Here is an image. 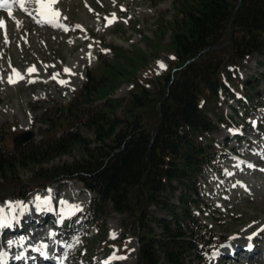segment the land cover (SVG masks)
<instances>
[{"label":"trees","instance_id":"1","mask_svg":"<svg viewBox=\"0 0 264 264\" xmlns=\"http://www.w3.org/2000/svg\"><path fill=\"white\" fill-rule=\"evenodd\" d=\"M181 3L182 19L174 16L177 25L169 45L176 70L158 74L152 89L141 76L133 80L126 99L109 98L95 104L93 95L104 90V81L118 73L119 64L134 61L115 51L111 60H101L88 71L86 83L69 103L48 110L42 141L14 147L0 131V179L6 180H0L1 195L20 188V178L12 177L19 168L42 164L75 146L85 147L79 159L34 171L30 182L79 178L96 193L90 219L104 217L109 205L131 218L143 264H199L202 242L188 228L193 220L188 205L194 201L191 193L197 192L203 165L213 161L217 150L209 137L215 124L207 111L217 108L223 117L222 97L232 95L224 79L233 78L229 64L237 65L255 52L264 58V0ZM244 82L247 86L251 80ZM81 127L91 130L94 138H84ZM173 182L185 190L178 195V205L168 198L175 188ZM150 205L171 217H153L160 234L148 225Z\"/></svg>","mask_w":264,"mask_h":264},{"label":"rangeland","instance_id":"2","mask_svg":"<svg viewBox=\"0 0 264 264\" xmlns=\"http://www.w3.org/2000/svg\"><path fill=\"white\" fill-rule=\"evenodd\" d=\"M181 1L58 0L56 9L60 12L59 23L65 27L51 26L48 23L37 24L26 12L20 13V26L17 19L7 20L8 35H4L0 28V131H9L15 125L18 131L33 130L38 140L42 137L40 131L46 125L43 121L45 114L48 110L51 111L54 105H64L70 101L73 91L84 83L88 68L95 66L100 58L101 51L95 39L91 38V34L102 38L104 44L111 47L113 52H122L123 55L128 58L133 57L134 60L130 62L126 60L119 64L118 73L111 75L109 82L104 81L107 83L104 84V90H96L93 95L95 104L102 102L103 99L115 97L126 99L133 80L137 81V78L143 76L149 69L164 70L175 57L169 45H171L174 25H177L174 16L177 15L178 19H182L183 11L180 10L184 3ZM30 6H33V0ZM111 53V51H103L104 57H111ZM161 63L164 67H161ZM34 66L35 71L29 73L28 69ZM65 68L70 69V73H66ZM13 69L19 70L23 79L9 83L8 77L13 75ZM227 69L237 71L243 78L263 72L257 82H252V88L257 92L256 97L249 101L250 106L254 105L253 109L248 108L242 99L227 98L224 104L225 113L234 121L243 126V122L249 121L255 126L254 120L264 117V58L259 53H253L238 65L229 64ZM56 73H59V76L53 79ZM59 80H64L66 83L61 84ZM235 82L236 95L244 97L241 87L237 84L238 81ZM147 85L153 88L155 82L149 78ZM120 109L118 107L116 109L118 114ZM215 113H209L218 122V127L211 136L220 145H226L227 153L237 149L238 154L244 155L258 165L259 154L262 151L260 149L257 152V147L259 143H264V134L255 132L250 136L242 132L237 135L228 126L221 124ZM81 131L84 138H94L92 131L86 127H82ZM243 138H252L258 145L252 144L251 151L244 153L242 150L247 144L239 142V139ZM92 146H94L93 142L89 144V148ZM84 152L85 147L75 146L67 153L47 158L42 164L32 163L21 167L15 172L17 175L12 177L21 180L30 179L34 176V171L79 159L85 154ZM261 166L264 168V164ZM219 170H223L222 175L219 174ZM202 178L201 194L205 205L192 207L199 224V227L195 226L194 231L205 240V247L210 245L212 236L227 238L223 244L214 247L222 252L232 244L246 243L247 232L254 231L260 223H264V170L258 167L252 169L244 167L238 159L237 152L231 151L227 159L221 163L220 169L206 168ZM236 180L250 185L247 193L243 191L246 187L231 188ZM1 182L6 180L1 179ZM173 186L175 188L168 193V198L178 203L176 195L184 192V189L177 182H173ZM49 189H51V204L57 202L63 210L67 209V205L62 204L61 201L83 207L92 196V193L76 178L56 181ZM48 190L37 189L23 200L10 198L5 202H24L27 209L23 213L27 212L29 219L33 209H36L35 204L32 203L35 195L47 196L44 194H49ZM0 206H5L6 213L10 212L5 203H1ZM41 209L47 210L48 206L47 208L41 206ZM105 210L107 217L104 228L107 236L122 240V245L116 243L112 246L113 250L118 251L121 247L129 250L127 254L120 255L125 258L120 259L119 263L116 261L117 258H112L116 257L115 253L110 254L112 262L108 264H138V232L131 218L111 210L110 205ZM148 211L151 214L148 225L155 233L160 234L161 229L153 217L164 216V211L155 205H150ZM43 220L40 218V221ZM27 225V237L31 239L35 240L38 237L31 233L43 232V229H33L29 224ZM89 234L91 238L101 236L94 226L90 228ZM262 238L263 240L258 242L264 253V233ZM79 241V238L68 241L64 247V255L69 253L73 264H79L74 256L76 251L72 253ZM256 247L259 246L256 244ZM99 252L97 258L100 260L107 254L105 246H100ZM206 255L209 256L210 251H207ZM85 262L91 264L88 259ZM98 263L101 264V261ZM211 263L259 264L247 258L239 261L229 259V263H225L224 260L217 263V259H211Z\"/></svg>","mask_w":264,"mask_h":264},{"label":"snow or ice","instance_id":"3","mask_svg":"<svg viewBox=\"0 0 264 264\" xmlns=\"http://www.w3.org/2000/svg\"><path fill=\"white\" fill-rule=\"evenodd\" d=\"M33 2L36 4V13L41 17L42 22L52 24L56 27H65L64 25L59 23V16L60 12L58 9H54L53 5L57 4L58 0H33ZM16 4L19 5L21 9H24L27 11L25 8V0H0V9H4L7 11L8 16H12V6ZM31 15V13H29ZM41 22V21H38ZM5 22L3 20H0V28L4 27ZM77 27H80L77 25ZM161 67H164V65L161 63ZM35 71L34 67L29 68L28 72L31 73ZM64 71L66 73H70V69L65 68ZM59 76V73H56L53 75V79H57ZM18 79H23V75L19 72V70L13 69V75H9L8 77V82L9 83H15L17 82ZM34 82V81H33ZM61 84L66 83L64 80H59ZM49 195L41 197L37 195L34 200L32 201L33 204H35V207L37 210L41 209V206H44L47 208L52 202V197H51V189L48 190ZM62 204L67 205L68 209H75L79 210L78 205H70L68 204L67 201H61ZM5 205L9 209L10 212H15L17 208L21 210V213L27 209V205L22 202V201H16V202H5ZM70 215L71 212H68ZM16 217H10L8 213L5 212V206H0V228L7 227L11 225L12 219H15ZM63 218V217H62ZM260 231L264 232V226L260 227ZM49 235H54V233H50ZM258 235V232H253L248 239L251 240L253 236ZM23 239V238H22ZM235 239V237H233ZM15 241H8L7 244L9 247H11ZM47 245H40L37 247V251H41L42 249H46ZM43 255L47 256L46 252H42ZM4 257L5 254L3 252H0V264H4ZM20 257H16V259H19ZM112 258H117V257H112ZM119 259H124L125 257H118ZM107 264V262H105Z\"/></svg>","mask_w":264,"mask_h":264},{"label":"water","instance_id":"4","mask_svg":"<svg viewBox=\"0 0 264 264\" xmlns=\"http://www.w3.org/2000/svg\"><path fill=\"white\" fill-rule=\"evenodd\" d=\"M234 13H235V11L233 12V16H234ZM233 16H232V17H233ZM229 25H230V22H229V24H228V27H229ZM227 42H229V40H228ZM31 136H32V132H31V131H27V132L23 133L21 136H19V137L16 139V145H20V144H22V143L25 142L26 140L30 139ZM140 261H141V259L139 258V262H140Z\"/></svg>","mask_w":264,"mask_h":264},{"label":"bare ground","instance_id":"5","mask_svg":"<svg viewBox=\"0 0 264 264\" xmlns=\"http://www.w3.org/2000/svg\"><path fill=\"white\" fill-rule=\"evenodd\" d=\"M249 233V232H248Z\"/></svg>","mask_w":264,"mask_h":264}]
</instances>
